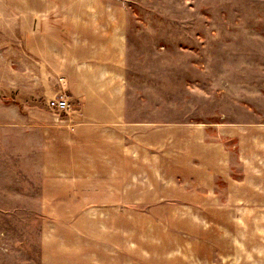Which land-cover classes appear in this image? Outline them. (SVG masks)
Segmentation results:
<instances>
[{
    "label": "rangeland",
    "instance_id": "1",
    "mask_svg": "<svg viewBox=\"0 0 264 264\" xmlns=\"http://www.w3.org/2000/svg\"><path fill=\"white\" fill-rule=\"evenodd\" d=\"M117 3L128 115L149 125L107 181L134 188L115 208L132 220L134 261L264 264V0ZM30 149L27 127L0 125V264H39Z\"/></svg>",
    "mask_w": 264,
    "mask_h": 264
},
{
    "label": "crops",
    "instance_id": "2",
    "mask_svg": "<svg viewBox=\"0 0 264 264\" xmlns=\"http://www.w3.org/2000/svg\"><path fill=\"white\" fill-rule=\"evenodd\" d=\"M124 17L117 0H0V125L27 127L38 151L27 164L42 180L39 264H142L115 209L134 188L107 183L117 149L149 130L128 115ZM60 94L64 113L47 105Z\"/></svg>",
    "mask_w": 264,
    "mask_h": 264
},
{
    "label": "built area",
    "instance_id": "3",
    "mask_svg": "<svg viewBox=\"0 0 264 264\" xmlns=\"http://www.w3.org/2000/svg\"><path fill=\"white\" fill-rule=\"evenodd\" d=\"M47 104L50 108L55 110H66L69 108V104L63 95H58L53 98H49Z\"/></svg>",
    "mask_w": 264,
    "mask_h": 264
}]
</instances>
